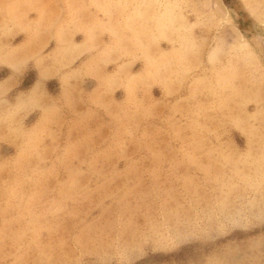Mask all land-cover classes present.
<instances>
[{"label":"rangeland","instance_id":"374dc122","mask_svg":"<svg viewBox=\"0 0 264 264\" xmlns=\"http://www.w3.org/2000/svg\"><path fill=\"white\" fill-rule=\"evenodd\" d=\"M0 264H264V0H0Z\"/></svg>","mask_w":264,"mask_h":264}]
</instances>
